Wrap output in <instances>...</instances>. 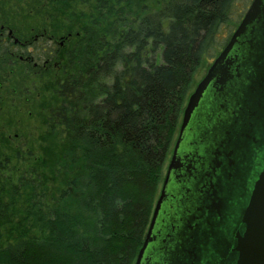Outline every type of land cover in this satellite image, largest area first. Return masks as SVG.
I'll return each mask as SVG.
<instances>
[{
	"label": "trees",
	"instance_id": "trees-1",
	"mask_svg": "<svg viewBox=\"0 0 264 264\" xmlns=\"http://www.w3.org/2000/svg\"><path fill=\"white\" fill-rule=\"evenodd\" d=\"M25 1L66 41L36 75L49 139L0 152V264H133L194 74L241 19L215 43L234 0Z\"/></svg>",
	"mask_w": 264,
	"mask_h": 264
},
{
	"label": "water",
	"instance_id": "water-1",
	"mask_svg": "<svg viewBox=\"0 0 264 264\" xmlns=\"http://www.w3.org/2000/svg\"><path fill=\"white\" fill-rule=\"evenodd\" d=\"M206 101L211 106L214 102L222 108L231 109L227 121L223 118L215 123V137L226 139L230 154L241 158L245 152V165L250 162L255 150L254 157L258 163H254L256 168L252 170L250 182H245L241 191L237 187L231 188L234 202L228 197L216 195L218 199L207 211L210 230L205 231L201 239L197 238L198 230L181 239L167 251L165 264H199V252L209 255L212 250L226 260L224 264H264V0H251L225 46L188 95L174 145V156L161 190L159 188L145 239L133 264H148L151 260L155 225L166 196V183L171 170L173 173L178 170V160L174 157L183 132ZM246 149H249L248 155ZM232 203L236 205L230 220L233 228H226L224 234L227 240L221 244L217 238L220 225H216L214 220L229 210ZM191 228L188 223L180 236L187 235Z\"/></svg>",
	"mask_w": 264,
	"mask_h": 264
},
{
	"label": "flooded vegetation",
	"instance_id": "flooded-vegetation-1",
	"mask_svg": "<svg viewBox=\"0 0 264 264\" xmlns=\"http://www.w3.org/2000/svg\"><path fill=\"white\" fill-rule=\"evenodd\" d=\"M8 1L0 0V107L5 108V112L15 109L14 107H18L17 111H20L26 99L24 90L12 87L10 93L9 84L13 77L19 78L26 73L37 75L41 71L51 72L57 64L54 60L56 51L63 48L66 41L64 37L55 36L51 32L52 29L48 25L50 22L47 19L43 20L39 12L30 10L26 13L27 20L17 22L6 9ZM32 6L25 4L24 8ZM225 44L218 49L209 67ZM208 103L206 101L205 105L198 108L190 126L183 132L174 157L178 160V170L174 173L171 170L166 183V196L155 225V241L152 244L154 249L151 250V260L147 262L148 264H165L167 251L173 249L181 239L194 234L195 230H198L197 238L201 239L202 234L210 230L208 209L218 199L216 195L228 197L234 202L235 197L231 193V188L237 187L241 191L244 183L250 182L252 170L256 168L254 163H258V159L254 157L255 150L250 156L252 159L245 165L247 158L245 152L238 158L229 153L225 138L218 140L215 137V123L223 118L227 121L231 109L222 108L218 103L211 102L212 106ZM175 142L164 167L160 190L174 156ZM246 151L248 155L249 149ZM235 209L236 205L232 203L229 210L214 220L216 225H220L217 238L221 244L227 240L224 234L226 228H233L230 220ZM188 223L192 230L189 229L187 235L180 236ZM199 253L201 256L199 260L197 259L199 264L226 263L215 250L209 255L202 251Z\"/></svg>",
	"mask_w": 264,
	"mask_h": 264
},
{
	"label": "rangeland",
	"instance_id": "rangeland-1",
	"mask_svg": "<svg viewBox=\"0 0 264 264\" xmlns=\"http://www.w3.org/2000/svg\"><path fill=\"white\" fill-rule=\"evenodd\" d=\"M8 2L9 5L6 6V9L8 13L17 20V22L21 23L22 21H18V20H23V21L27 20L28 18L26 15L27 12L22 10L26 4L25 0H9ZM250 2L251 0H234L230 14V23L222 24L220 26L219 28L220 35L216 39L215 43L220 44L224 39L222 38V36L227 37L230 28L233 27L234 24L239 21V19L245 13ZM218 51L219 50L215 48L212 51H210L205 56V58H203L201 66L197 69V71L194 74L191 91L195 88V86L198 84V82L204 76V74H206V70L208 69L210 63L212 62L214 56ZM42 85H43L42 79L37 78L36 75L28 74V73H26L25 75H20L19 78L14 76L13 79L10 81L9 84L10 93L12 92V87H15L16 90L18 89L24 90L26 99H25V103L22 104L23 107L20 109V111H17L18 107H14L15 109L10 110L9 112L8 110H6L7 112H5V108L2 109L0 107V152H3V154L8 152L9 150V148H7L8 142L5 139L6 138L12 139L11 137L15 135L16 137H22L27 134L28 140L30 141V143L37 152H38L37 147L45 144L43 138H45L46 140L49 139V137H44V134L42 132L44 128L43 123L45 118V112L42 110L41 107L44 101H47V100L43 101L42 97L48 95V91L46 90H43L41 94L40 87ZM45 142L47 143V145L49 144L47 141ZM12 143L15 142L13 141ZM47 145H46V151L50 152L49 147H47ZM170 151L168 153L167 159L169 158ZM39 171L40 172L42 171L44 173V178L46 179V183L48 184L47 186L48 187L53 186L54 185V183L52 182L53 179L49 171L45 168ZM163 172H164V168H163ZM17 181H18V177L16 176L15 182Z\"/></svg>",
	"mask_w": 264,
	"mask_h": 264
}]
</instances>
